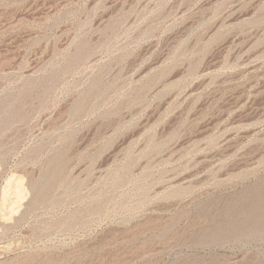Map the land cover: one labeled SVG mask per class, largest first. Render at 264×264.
I'll return each instance as SVG.
<instances>
[{
  "label": "rangeland",
  "instance_id": "obj_1",
  "mask_svg": "<svg viewBox=\"0 0 264 264\" xmlns=\"http://www.w3.org/2000/svg\"><path fill=\"white\" fill-rule=\"evenodd\" d=\"M0 264H264V0H0Z\"/></svg>",
  "mask_w": 264,
  "mask_h": 264
}]
</instances>
